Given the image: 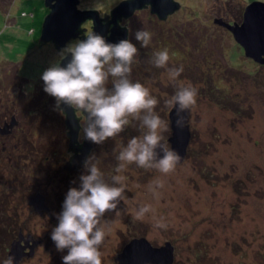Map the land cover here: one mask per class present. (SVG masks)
Listing matches in <instances>:
<instances>
[{
    "label": "rangeland",
    "instance_id": "374dc122",
    "mask_svg": "<svg viewBox=\"0 0 264 264\" xmlns=\"http://www.w3.org/2000/svg\"><path fill=\"white\" fill-rule=\"evenodd\" d=\"M119 1L78 0L76 7L96 9L103 17ZM176 1L179 8L164 19L147 7L123 17L121 24L127 26L128 36L138 47L130 75L144 82L157 97L154 109L169 123L163 133L166 139L172 130L168 117L171 106L165 101L180 83L191 82L197 88L196 102L189 108L185 158L167 173L135 162L123 170V199L116 209L104 213L109 220L101 246L102 264H116L122 247L141 235L153 246L170 241L174 247L172 264H264V64L258 63L261 65L252 71L254 66L239 51L232 34L212 23L214 17L228 21L238 18L252 0ZM48 11L44 0H0V72L7 66L13 70L12 76L18 71L32 83L37 77L41 79V72L75 39L60 49L52 42H40ZM91 24L90 19L81 22L83 34ZM141 27L152 33L148 45L141 46L133 35ZM163 47L169 50V60L157 67L151 62L152 54ZM217 61L220 63L215 66ZM180 65L183 71L175 81L170 80L167 68ZM12 81L5 77L0 83V96L12 95ZM108 83L111 87V81ZM23 85L20 83L17 91L20 96H32L27 105L31 113L21 112L22 124L14 137L5 140L11 147L17 144L18 150L14 154L11 151L10 160L0 156V199L6 197V203L0 200V223L7 218L18 219L25 226L24 236L31 233L40 240L24 264H66L61 257L67 248L58 250L50 233L58 222L56 213L67 189L79 186V179H54L50 183L49 172L55 169L49 147L62 126L57 130L51 125L53 114L46 109L55 107L56 98L45 90L38 95L36 89L25 92ZM140 132L139 118L130 115L121 133L106 138L93 152L100 157L106 176L118 163L113 148L118 150L129 135ZM155 177L163 180L156 196L148 187ZM37 191L45 195L51 216L45 211L39 215L28 204L29 196ZM142 203H150L152 209L136 218L133 213ZM0 227L2 260V245L7 248L17 237L6 234L7 227Z\"/></svg>",
    "mask_w": 264,
    "mask_h": 264
},
{
    "label": "clouds",
    "instance_id": "9594fccd",
    "mask_svg": "<svg viewBox=\"0 0 264 264\" xmlns=\"http://www.w3.org/2000/svg\"><path fill=\"white\" fill-rule=\"evenodd\" d=\"M133 35L143 46L149 44L152 33L141 27ZM137 52V44L130 36L113 42L89 29L83 38L69 41L60 50L58 58L41 72L43 88L56 98L57 104L65 102L84 114L85 138L101 143L108 137H115L128 125L130 115L139 118L141 127V132L129 135L118 150L113 148L118 163L110 176H106L101 168L100 157L92 153L84 161L79 186L67 189L61 210L56 213L58 222L50 233L58 250L67 248L61 257L66 264H102L101 246L109 220L104 218V213L116 209L119 200L123 199L126 179L123 170L129 163L167 173L180 160L178 152L163 135L169 123L154 109L157 97L144 82L132 79L130 75ZM69 53L70 58L62 65L60 60ZM168 60L167 47L153 51L151 62L155 66H165ZM181 71L182 65L168 67V78L175 81ZM196 96L195 85L180 83L165 102L170 104V110L175 106L179 113L189 109L196 102ZM182 122L183 117L178 115L176 123ZM158 146L163 152L159 156ZM162 185L163 180L155 177L148 187L156 196ZM151 209L150 203H142L133 214L142 218ZM157 223L163 226L161 221ZM0 264H15L13 254L9 253Z\"/></svg>",
    "mask_w": 264,
    "mask_h": 264
},
{
    "label": "water",
    "instance_id": "95a60500",
    "mask_svg": "<svg viewBox=\"0 0 264 264\" xmlns=\"http://www.w3.org/2000/svg\"><path fill=\"white\" fill-rule=\"evenodd\" d=\"M77 2L78 0H44V4L49 11L44 16L41 25L40 38L42 41L53 40L61 48L69 39L78 36L79 26L82 21L91 19L94 31L104 35L106 40L115 42L127 36V28L119 23L121 18L128 17L135 10L149 7L150 11L155 13L158 18L164 19L168 14L179 8V2L176 0H120L110 10V13L104 12V16L101 18L96 9H78L76 7ZM107 17H109L108 20ZM213 21L226 28L232 34L233 39L243 48V53L246 57L257 63L264 64V1L252 0L246 4L240 22H227L222 18H214ZM82 29H85V27ZM81 33L83 34V32ZM69 58L70 53L60 63L62 65L65 64ZM59 105L66 114L65 121L70 128L68 136L71 143H73L76 137V121L73 108L65 102H61ZM178 115L183 117L182 124L176 123ZM168 117H170L172 130L168 140L170 146L180 156V160L176 163L178 164L185 158L189 141L190 132L187 124L189 109L185 108L177 113L174 106L169 111ZM15 124V118L12 116L9 122H4L0 125V134L10 133ZM90 147L91 141L87 138L81 148L80 156L72 160L71 169L75 166L81 167ZM157 153L158 156L163 154L159 146L157 147ZM28 204L32 205L33 210L39 214L46 211L48 216H51L50 208L46 204L43 193L36 192L34 195H30ZM39 242L40 240L31 233L23 236L19 232L18 238L12 241L9 250V253L14 256L15 264H21L20 260L22 257H31L34 254L35 246ZM26 248H29L30 251L25 252ZM115 261L116 264H172L174 261V247L170 241H165L160 246H153L145 237H134L122 247L121 251L116 255Z\"/></svg>",
    "mask_w": 264,
    "mask_h": 264
},
{
    "label": "flooded vegetation",
    "instance_id": "af4514ba",
    "mask_svg": "<svg viewBox=\"0 0 264 264\" xmlns=\"http://www.w3.org/2000/svg\"><path fill=\"white\" fill-rule=\"evenodd\" d=\"M143 8H147V7H142L141 9H143ZM141 9H138V10L140 11ZM101 18H102V16H101ZM108 19H109V17H107V20ZM103 22H105V21H103ZM91 23H92V20H91ZM119 23L121 26H125L127 28L126 25L121 24V20ZM110 27H111V25H110ZM91 29H92V24H91ZM81 32H82V28L79 26V33H78V36H76V37L83 38L84 35ZM128 35H129V33H128V28H127V36ZM76 37H74V38H76ZM43 42H45V41H42L41 43L43 44ZM46 42H48V43L52 42L57 49H60V47L57 46L55 41L48 40ZM12 72H13V70L7 68V66H6L5 70L0 72V83H4L3 81L5 80V77L11 78V79H13L12 83L15 82L18 85L20 83L24 84L22 86V90L25 92L31 88L33 90L34 89L37 90L36 91L37 95L39 93L40 94L43 93V90H44L43 83L44 82H43L42 78L39 79L37 77L36 80H34V82L30 83V78L28 76H26L25 74L20 73L18 71H15L14 76H12L11 75ZM53 98L54 97H50V100H52ZM30 99L32 100V96H26V97L20 96L18 91L15 93L13 91L12 95L0 96V125H2L4 122H9L12 116H14L15 121H16V124L14 125V127L12 128L10 133L4 134V135L0 134V139H2V145L0 147V156L6 160H10L9 158L12 157L11 151L14 154V152L17 151L18 148H17V144H14L11 147L10 144L5 143L6 142L5 140L8 139V137H14L16 132L18 131L19 126L22 124L21 116L23 113H21V112L24 111L27 114L31 113V110L28 111V106H27L30 104L29 103ZM55 104L56 105L54 108L48 107V109H46V110L49 111V109H50L52 111V113H50L51 115L53 114V117L52 118L50 117L51 125H53L54 128H56L57 130H59V127L62 126L61 127L62 131H60V130L58 131L59 135L57 136V138L55 140L53 139L54 144H52L49 147V155L51 158V167L53 169H55L52 171L50 170V172H49L50 176L49 177H54L55 180L60 179L61 181L68 182L70 177H71V179H73V178L79 179L80 173L82 171H84V167H83L84 161L82 162L81 167L75 166L73 169H71V162L75 157L80 156L83 143L86 142V140H87V138H85L83 135V124L85 122V116L79 109H75L73 106H71L73 108V113H74V117H75V121H76V125H75L76 137L74 139V142L71 143L70 137L68 136V132H69L70 128L68 127V125L65 121V115L66 114L63 111H61L62 108L60 107L59 104H57V103H55ZM24 108H25V110H24ZM44 112H45V110L41 111L40 114H42ZM56 112H58V114L55 115ZM53 126H51V127L53 128ZM90 141H91V147H90L86 157L89 154H92L95 150H97L99 148L100 144H102V142L96 143V142H93L92 140H90ZM55 145H57V146H55ZM53 159H55V161ZM56 164L58 167L56 166ZM2 169H3V167H2ZM30 206H32V205H30ZM32 209H33V207H32ZM27 259H28L27 257H22L20 260L21 264H24V262Z\"/></svg>",
    "mask_w": 264,
    "mask_h": 264
},
{
    "label": "trees",
    "instance_id": "16d2710c",
    "mask_svg": "<svg viewBox=\"0 0 264 264\" xmlns=\"http://www.w3.org/2000/svg\"><path fill=\"white\" fill-rule=\"evenodd\" d=\"M23 15H24V12L22 13ZM215 18V17H214ZM214 18H212V23L214 22L213 21V19ZM241 19H242V11H240V16L237 18V17H235L233 20H225V21H227V22H234V21H236V22H240L241 21ZM86 20V19H85ZM215 23V22H214ZM216 24V23H215ZM206 26H208L207 24H205ZM226 29V28H225ZM227 30V29H226ZM40 42H42V41H40ZM234 43L237 45V48L239 49V51L242 53V51L244 52V50H243V48L234 40ZM231 45V44H230ZM224 47V46H223ZM222 47V48H223ZM229 48V47H228ZM192 50H197L196 48L194 49H192ZM245 56V55H244ZM246 57V56H245ZM212 59L215 61V59H214V57H212ZM246 59L248 60V61H250L251 63H250V65H253L254 67V69H252V71H254L255 70V68H258L257 67V65L259 66V65H261V64H258L257 62H255L254 60H252L251 58H248V57H246ZM227 60V59H226ZM185 61V60H184ZM188 60H186V62H187ZM172 62H173V60H172ZM187 63H189V62H187ZM216 63H220V62H214V65L216 66L217 64ZM184 64H186V63H184ZM245 65H246V63H245ZM249 65V64H248ZM263 65V64H262ZM218 66H220V64H218ZM230 67V66H229ZM247 67V66H246ZM246 67H245V69H246ZM185 68V70L184 71H186L187 70V67H184ZM210 66L208 67V71H210ZM248 71V73L249 74H251L252 72H250L249 70H247ZM12 92L14 91V93L15 92H17V88L19 87V85L18 84H16L15 82L13 83V85H12ZM54 180V177H50V183H52V181ZM42 182V181H41ZM47 184V183H46ZM46 198V197H45ZM61 199H63V197H60ZM1 200V202H3V203H6V197L5 196H3V198H1L0 199ZM13 212H14V210H13ZM44 212V211H43ZM42 212V214H44ZM42 214H39V215H42ZM18 214L16 213V215L15 216H17ZM18 218V217H17ZM5 219V218H4ZM6 221H3L2 223H0V225L1 226H5V227H7V230H6V234L8 233V234H12V235H16V237L18 238V235H19V232H21L22 234H23V236L25 235L24 233V231L22 230V229H24L25 228V226H23V224H19L18 223V219H16V220H14V218H11V219H5ZM15 221H16V223H15ZM18 226V227H17ZM0 228H3V227H0ZM138 237H144V236H138ZM16 238V239H17ZM146 238V237H145ZM13 241V240H12ZM126 241H127V239H126ZM11 243L12 242H10V245H8L7 246V248L6 247H4V245H2V247L1 248H3V250H4V252H5V255H4V257H3V259L8 255V253H9V250H10V248H11ZM21 263V262H20Z\"/></svg>",
    "mask_w": 264,
    "mask_h": 264
}]
</instances>
